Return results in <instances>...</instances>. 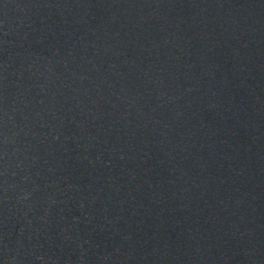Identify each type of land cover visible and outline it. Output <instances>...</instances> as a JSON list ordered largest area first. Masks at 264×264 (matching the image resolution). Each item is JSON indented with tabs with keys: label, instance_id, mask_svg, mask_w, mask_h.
<instances>
[{
	"label": "water",
	"instance_id": "water-1",
	"mask_svg": "<svg viewBox=\"0 0 264 264\" xmlns=\"http://www.w3.org/2000/svg\"><path fill=\"white\" fill-rule=\"evenodd\" d=\"M0 264H264V0H0Z\"/></svg>",
	"mask_w": 264,
	"mask_h": 264
}]
</instances>
